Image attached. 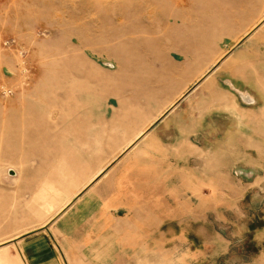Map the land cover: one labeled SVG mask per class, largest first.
<instances>
[{
  "label": "rangeland",
  "instance_id": "rangeland-1",
  "mask_svg": "<svg viewBox=\"0 0 264 264\" xmlns=\"http://www.w3.org/2000/svg\"><path fill=\"white\" fill-rule=\"evenodd\" d=\"M235 84L264 88V0H0V250L19 257L23 236L42 232L62 264H189L184 242L248 241L262 181L240 188L254 200L214 199L231 191L207 184L191 201L112 202L116 217L84 196L126 136L181 95L214 131V100L240 97Z\"/></svg>",
  "mask_w": 264,
  "mask_h": 264
},
{
  "label": "crops",
  "instance_id": "crops-1",
  "mask_svg": "<svg viewBox=\"0 0 264 264\" xmlns=\"http://www.w3.org/2000/svg\"><path fill=\"white\" fill-rule=\"evenodd\" d=\"M247 76L256 82L255 76ZM233 89L240 97L230 94L231 97L225 99H213L210 110L216 112L211 114L214 116V131L208 126L211 119H208L207 112L195 117L188 112L193 101L186 99L187 95H181L158 116L152 117L153 120L142 124L134 136H126L128 140L118 152L119 156L123 155L121 159L95 175L87 185L86 194L80 198L86 196L85 199L104 210L106 214L103 216L116 217L111 213L112 202L191 201L192 187L196 191L207 184L231 191L233 199L217 191L213 195L214 199L220 198L217 200L238 202L245 196L249 200L259 197L239 192L242 186L260 189V182H264V114L256 117L255 111L256 107L264 109V88L256 92L249 85L235 84ZM124 119L131 120L126 116ZM212 132L215 140H208L212 138ZM240 170L247 171L253 178L245 183L232 175L233 171ZM47 188L43 183L37 198L42 199ZM196 195L203 198L205 194L200 190ZM69 202L70 199L55 215L61 213ZM261 212L258 217H262V226L256 230L247 227L246 233L250 235L246 242L244 231H240L237 239L232 234V238L224 239L216 232L212 243L184 242V246L189 247L185 248L189 264H264V210ZM238 214L243 217L241 210ZM150 216L157 218L158 214L151 211ZM49 220L40 224L45 225ZM18 244L21 256L8 258L0 250V261L8 264H62L42 241V232L24 235Z\"/></svg>",
  "mask_w": 264,
  "mask_h": 264
},
{
  "label": "water",
  "instance_id": "water-1",
  "mask_svg": "<svg viewBox=\"0 0 264 264\" xmlns=\"http://www.w3.org/2000/svg\"><path fill=\"white\" fill-rule=\"evenodd\" d=\"M8 174L9 175H14V172L13 171H9Z\"/></svg>",
  "mask_w": 264,
  "mask_h": 264
}]
</instances>
